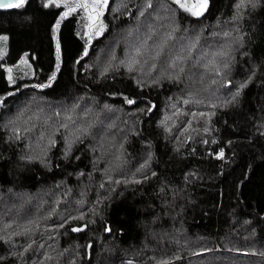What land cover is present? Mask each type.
<instances>
[{
    "label": "trees",
    "instance_id": "16d2710c",
    "mask_svg": "<svg viewBox=\"0 0 264 264\" xmlns=\"http://www.w3.org/2000/svg\"><path fill=\"white\" fill-rule=\"evenodd\" d=\"M240 3L108 0L58 52L60 2L0 9V264H264V0Z\"/></svg>",
    "mask_w": 264,
    "mask_h": 264
},
{
    "label": "rangeland",
    "instance_id": "374dc122",
    "mask_svg": "<svg viewBox=\"0 0 264 264\" xmlns=\"http://www.w3.org/2000/svg\"><path fill=\"white\" fill-rule=\"evenodd\" d=\"M56 3H61L63 5L60 13L58 14L57 21L54 24V39L56 41V52L57 51V24H59V21L63 16H65V13L69 14L72 11H69L70 8H73V11L78 10L79 15L81 16L82 26L85 33H87L88 38L91 37L94 33H99L100 29L102 27L101 23V13L103 6H101V3L98 2V0H55ZM176 2V0H174ZM180 3H189L187 0H180ZM191 4L198 3V0H191ZM80 4H86L88 7L81 8L79 7ZM176 4L180 7V5L176 2ZM181 8V7H180ZM183 9V8H181ZM184 10V9H183ZM197 10V9H194ZM185 11V10H184ZM190 13L189 11H186ZM22 64L20 65L22 68L24 67V64H26V60L22 58Z\"/></svg>",
    "mask_w": 264,
    "mask_h": 264
},
{
    "label": "snow or ice",
    "instance_id": "6c2138e0",
    "mask_svg": "<svg viewBox=\"0 0 264 264\" xmlns=\"http://www.w3.org/2000/svg\"><path fill=\"white\" fill-rule=\"evenodd\" d=\"M98 2L101 3V6H103L104 4H107L108 0H98ZM176 2L180 5L181 8H183L185 11H189L192 15H202L203 12L205 10H207L208 7V0H198V3L196 4H191V3H180V0H176ZM258 2V0H247L248 4H251L252 7H255V3ZM27 3V0H0V8H15V9H19L25 6V4ZM245 4V0H241L240 5H238V7H243ZM45 6H55V0H49V5H45ZM79 7L81 8H86L88 7V5L86 4H80ZM149 7H151V4L149 3ZM197 9V10H194ZM73 8H70L69 11H73ZM65 15H67V13H65ZM57 28H59V24H57ZM224 35H228V33H225ZM4 39L6 40L7 38L4 37ZM57 51H59V44H57ZM137 54L139 55V50L137 51ZM218 55H225L226 53L224 52H219L217 53ZM157 55H159V53H157ZM227 66V65H225ZM129 70L131 71V66L129 67ZM181 71H183V69H181ZM246 85H241V88L244 87ZM239 95V91H237L233 96H232V100L235 99L236 96ZM129 103H132L133 101H128ZM187 103V101H185ZM213 107H215V105H213ZM195 115V114H193ZM200 115H204V113H201ZM119 181H117L118 183ZM81 219L83 217H80ZM81 229H73V231H80Z\"/></svg>",
    "mask_w": 264,
    "mask_h": 264
},
{
    "label": "water",
    "instance_id": "95a60500",
    "mask_svg": "<svg viewBox=\"0 0 264 264\" xmlns=\"http://www.w3.org/2000/svg\"><path fill=\"white\" fill-rule=\"evenodd\" d=\"M189 3L191 2V0H187ZM0 9H7V8H0Z\"/></svg>",
    "mask_w": 264,
    "mask_h": 264
}]
</instances>
